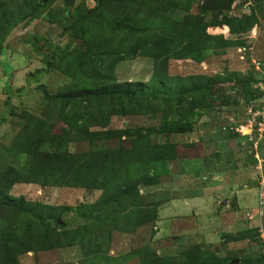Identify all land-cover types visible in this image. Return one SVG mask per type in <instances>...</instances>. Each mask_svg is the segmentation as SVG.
<instances>
[{"label": "rangeland", "instance_id": "obj_1", "mask_svg": "<svg viewBox=\"0 0 264 264\" xmlns=\"http://www.w3.org/2000/svg\"><path fill=\"white\" fill-rule=\"evenodd\" d=\"M226 3L228 0H105L99 5L98 0H0V34L5 23L7 26L0 37V175H14L24 167L27 158L20 147L38 131L35 123L45 121L56 135L72 133L71 120L57 123L59 107L50 97L81 82L76 69L65 74V67L77 63L82 51L101 67L102 74L107 72L117 82L145 83L151 78L154 62L141 54L132 55L136 43L131 41V35L142 33V24L167 18L179 38L193 45L202 42L206 49L201 61L171 56L167 69L169 77L184 80V88L190 83L187 77L208 79L211 84L202 92L191 93L189 88L177 100L166 96L164 101H154L153 97L155 117L113 116L105 128L159 126L162 110L168 104L174 109L176 101L182 112L194 110L186 131L152 135L153 143L173 145L177 159L168 163L172 175L162 177V184L141 188L145 205L160 206L171 198L180 201L162 205L166 221L161 219L156 227L150 223L133 235L113 233L111 243L101 248L116 259L108 264H140L143 257L138 252L144 247L149 248L145 258L154 264L158 258L152 252L157 257H175L173 264H195L191 258L196 254L211 256L203 264H264V217L257 227L258 221L252 222L247 215L257 207L259 160H263L264 176V136L257 140L256 132L249 141V129L236 130L252 117L264 122V0H232L228 7ZM35 5H40L38 12L27 17ZM223 17L241 21L240 26L247 28L232 34L225 25L215 26ZM124 21L131 22V28ZM85 38L91 41L82 47ZM219 41L221 46L214 47ZM205 95L207 99L201 100ZM145 109V105L140 108L142 113ZM255 140L259 142L256 150ZM131 145L133 140L111 139L93 145L70 143L68 151ZM208 175L212 178L205 180ZM199 194L204 199L197 202L193 198ZM8 195L30 203L73 207L97 201L100 191L17 183ZM15 216L10 218L13 227L8 250H0V258L8 252L16 264L80 263L82 254L76 245L17 254L16 238L22 239L38 223ZM61 220L72 229L81 223L71 213ZM174 223H179L176 230L171 226ZM180 229L187 231L186 239Z\"/></svg>", "mask_w": 264, "mask_h": 264}, {"label": "trees", "instance_id": "obj_2", "mask_svg": "<svg viewBox=\"0 0 264 264\" xmlns=\"http://www.w3.org/2000/svg\"><path fill=\"white\" fill-rule=\"evenodd\" d=\"M104 1L98 0L99 5ZM231 1L228 0L225 7H228ZM39 8L40 5H35L26 16L32 17ZM249 20L252 22V18ZM240 23L241 21L223 17L214 25H225L233 34L236 30L247 28L246 26L242 28ZM124 25L131 28L129 21H124ZM6 27L5 23L0 37ZM172 30H174L172 24L165 18L158 23L142 24L139 29L142 33L131 35L132 44L136 43L132 55L141 54L152 58L154 62L151 78L145 83L117 82L107 72L102 74L101 67L95 65L93 59H89L88 54L83 51L77 63L66 64L65 74L72 73L76 69L81 82L76 83L64 94L50 97V102L59 107L57 123L63 120L72 121V133L56 135L51 133V127L45 121L35 123L38 131L35 135L27 137L26 142L20 147V153L27 158L24 167L18 168L19 172L14 175L9 176L10 172L0 175V241L3 242L2 244L0 242L1 251L8 250L11 241L9 234L13 227L10 218L15 215L18 218H33L38 223L33 230L26 232L22 239L16 238L14 248L17 254L34 249L45 251L76 245L82 254L79 264L115 262L116 259L101 249L103 245L111 243L113 233L133 234L139 227L154 223L158 204H143L140 188H150L160 184L161 178L168 176L170 172L168 163L176 160L177 157L174 155L173 145L153 143L152 135L186 131L189 126L188 119L194 110L182 112L176 101L177 106L174 109L168 104L166 107L169 109L168 113L166 108L162 110L159 126L105 128L113 116L141 114L150 118L155 117L157 111L151 105L153 97L154 101H164L166 96L177 100L179 97L183 98L184 92L189 88L191 93H197L211 84L206 78L187 77L190 83L184 88L183 79L169 77L167 69L171 56L181 60L189 57L201 61L203 58L201 53L206 50L205 47L202 48V42L193 45V42L179 38ZM90 41L91 39L88 41L85 38L82 47ZM221 44L220 41L213 43L214 47ZM206 97L205 95L200 99H207ZM143 105L147 106V109L142 113L140 108ZM201 106L206 107L204 103ZM10 114L12 115L13 112L10 111ZM91 128L98 129L91 130ZM124 138L133 140V145L81 153L68 151L70 143L93 145L100 141ZM17 183L35 184L42 188L100 191V196L93 203H80L73 207L48 206L39 202H27L22 197L11 198L8 191ZM69 213L74 214L81 221L74 229L61 220L62 215ZM57 220L63 224L58 225ZM50 225H53V228ZM148 249L144 247L137 251L138 255L143 257L140 264L156 263L145 258ZM152 254L154 255L152 257L158 258L156 260L158 264H173L175 258L157 257L155 252ZM191 259L195 264H203V261L210 260L211 256L196 254ZM0 264H16V261L6 252L0 258Z\"/></svg>", "mask_w": 264, "mask_h": 264}, {"label": "built area", "instance_id": "obj_3", "mask_svg": "<svg viewBox=\"0 0 264 264\" xmlns=\"http://www.w3.org/2000/svg\"><path fill=\"white\" fill-rule=\"evenodd\" d=\"M243 51H245L246 49L243 48ZM256 115V113H253V116ZM248 123L245 126H239V129H236L237 132L241 133L243 129L247 128L249 129L250 133L247 135L249 137V141H252V134L254 133H258V137L257 140H262L263 136H264V122H259L256 121L253 117L251 119H249L247 121ZM254 126H256V129L254 130ZM255 137V136H254ZM259 142H257L256 140L253 142V147L254 150L257 149V145ZM255 159L257 160L256 155L254 156ZM257 207L254 213L250 214L248 213V219L249 220H254L256 219L258 221V226L260 227L261 225V221L264 217V176H260L257 186ZM262 239L264 240V235L261 236Z\"/></svg>", "mask_w": 264, "mask_h": 264}, {"label": "crops", "instance_id": "obj_4", "mask_svg": "<svg viewBox=\"0 0 264 264\" xmlns=\"http://www.w3.org/2000/svg\"><path fill=\"white\" fill-rule=\"evenodd\" d=\"M261 145L262 144H260V147H261ZM252 152H254V151H252ZM258 153H259V151H258ZM254 159H255V157H254ZM259 160V159H258ZM184 161H187L186 159L184 160ZM263 163V160L261 161V160H259V165H258V167H257V169H258V171H259V176H262V163ZM169 171L171 172V170H170V167H169ZM206 173V172H205ZM170 174V173H169ZM211 174V173H210ZM213 174V173H212ZM211 174V175H212ZM170 175H172V174H170ZM211 175H208V177L207 178H204L205 180L207 179V180H209V178H212V176ZM161 184H162V182H160ZM208 183V182H207ZM156 186H158V185H156ZM155 187V186H154ZM142 189L140 188V194L141 195H143V193H142V191H141ZM175 191V190H174ZM174 191H170V193H173ZM175 192H178V191H175ZM166 193V192H165ZM176 194V193H175ZM202 196V197H201ZM193 199H195L197 202L200 200V199H204V196H203V194L202 195H198V196H195ZM173 200V202H179L180 200L179 199H176V198H171V199H169V200H167L166 202H168V201H172ZM154 202H156V201H154ZM166 202H164L162 205H165L166 204ZM196 204H198V203H196ZM162 205H160V206H158L157 207V209H156V212H157V214H156V219H155V221H154V223H153V226H155L156 224H157V222H159L161 219L163 220V218H165V216L166 215H164L163 214V209H162ZM192 207H193V204H192ZM207 207V206H206ZM163 221H166V220H163ZM251 222V221H250ZM253 222V221H252ZM179 224V223H178ZM178 224L177 223H174V224H171V226H172V228L174 229V230H176V228H178L177 226H178ZM262 224V223H261ZM156 227V226H155ZM179 232L180 233H183V235H181L182 236V239H186L187 238V231L186 230H184V229H180L179 230ZM134 234V233H133ZM133 234H129V235H133ZM192 235H194V234H192ZM179 240V239H178Z\"/></svg>", "mask_w": 264, "mask_h": 264}, {"label": "water", "instance_id": "obj_5", "mask_svg": "<svg viewBox=\"0 0 264 264\" xmlns=\"http://www.w3.org/2000/svg\"><path fill=\"white\" fill-rule=\"evenodd\" d=\"M30 78L31 77H28V79H27V81H26V83L29 85V82H30ZM34 79V78H33ZM57 224L58 225H61V224H63L60 220H57ZM238 261L237 260H235V263H237Z\"/></svg>", "mask_w": 264, "mask_h": 264}]
</instances>
